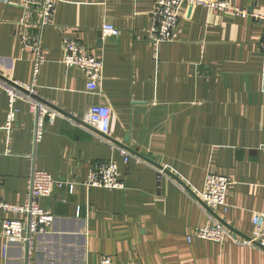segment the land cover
<instances>
[{"label":"crops","instance_id":"0c3cea01","mask_svg":"<svg viewBox=\"0 0 264 264\" xmlns=\"http://www.w3.org/2000/svg\"><path fill=\"white\" fill-rule=\"evenodd\" d=\"M230 2L264 15V0ZM153 9L154 0H55L36 96L72 120L46 123L37 144L26 100L16 101L6 129L9 99L0 89V199L24 203L33 168L65 182L40 199L55 220L34 236L29 260L24 245L2 234L4 220L22 216L0 210V264H99L105 255L115 264H264L258 245L193 236L208 223L195 199L209 173L232 181L227 206L214 213L235 235L250 237L253 214L264 212V22L184 4L177 40L156 45L148 40ZM23 19L21 0H0V75L31 84L35 56L22 38L34 30ZM67 37L102 59L100 92L63 64ZM96 104L112 110L107 138L116 148L84 121ZM119 144L146 151L160 167L125 163ZM108 160L119 164L124 188L86 187L91 167ZM161 167L180 181H158Z\"/></svg>","mask_w":264,"mask_h":264},{"label":"built area","instance_id":"2783aa9c","mask_svg":"<svg viewBox=\"0 0 264 264\" xmlns=\"http://www.w3.org/2000/svg\"><path fill=\"white\" fill-rule=\"evenodd\" d=\"M184 4L198 5L209 9L234 13L241 17H253L264 22V15L250 13L230 2V0H154L152 11V26L148 40L156 45L164 42H173L178 38V24L180 11ZM23 7V23L27 29H33L31 33L23 36L24 47L30 48L35 56V67L31 84L4 79L0 76V89L9 99V109L6 116V129L10 130L16 118L17 109L15 103L18 99L26 100L35 118L34 140L37 144L46 132V123L53 124L57 117L69 120L70 117L64 113L57 112L40 101L36 96L35 80L40 66L45 62L44 48L42 45L43 29L52 23L55 10V0H21ZM105 31L109 34L119 36L120 30L111 24L105 25ZM63 64L66 67H76L87 76V89L100 92V83L103 78L104 63L101 58L93 55L84 44L74 38H64ZM261 49L264 56V36L261 41ZM72 120V118H70ZM95 134L117 147L107 138L110 133L112 122V110L103 104L92 105L84 120ZM264 149V148H263ZM140 158L127 150L123 160L127 163L130 158ZM142 159V158H141ZM158 181L167 177L164 169H158ZM63 180H56L48 172L33 168L30 174V187L28 197L22 204H12L0 199V210L12 212L22 216L20 219H6L3 222V236L8 244L24 245L27 250V258H31L34 236L46 233L53 225L55 216L52 212L40 205V199L49 196L55 186L62 187ZM86 187H100L106 189H123L124 183L120 178L119 164L115 160H108L94 164L89 172L88 179L83 183ZM232 181L223 175L214 173L207 174L203 191L195 199L198 205L207 214L208 223L195 230L193 236L199 239L224 243L230 239L237 244L258 245L264 247V212H255L252 218L253 230L248 238H240L235 235L215 215L214 210L227 206V197ZM74 190V186L70 187ZM192 240V236L188 238ZM27 264H30L29 261ZM99 264H115L110 256H103Z\"/></svg>","mask_w":264,"mask_h":264},{"label":"water","instance_id":"95a60500","mask_svg":"<svg viewBox=\"0 0 264 264\" xmlns=\"http://www.w3.org/2000/svg\"><path fill=\"white\" fill-rule=\"evenodd\" d=\"M99 44H100V41H99ZM0 76H1V75H0ZM127 140H128V137L125 138V141H127ZM113 141L116 142V143L118 144V142H117L116 140H113ZM119 146H121L122 148H124V149L127 150L128 152H131L133 155L138 156V157L144 159L145 161H147V162H149V163H151V164H153V165H155V166H159L158 164H156L154 161H152V160L147 156L146 151H144V150H138V149H133V148H130V147L124 145V144H119ZM159 167H160V166H159ZM160 169H163V168L161 167ZM164 170H165V169H164ZM165 172H166L168 175H170L171 177H173L174 179H176L177 181H180V180H178V178H177L176 176L172 175L169 171L165 170ZM225 225L227 226V224H225ZM227 227H228V226H227ZM228 228L231 230L230 227H228ZM231 231H232V232H235V230H231ZM262 248H264V247H262Z\"/></svg>","mask_w":264,"mask_h":264}]
</instances>
